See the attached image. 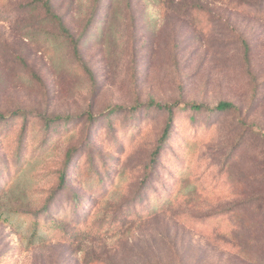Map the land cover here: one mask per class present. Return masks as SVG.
<instances>
[{"label": "rangeland", "instance_id": "374dc122", "mask_svg": "<svg viewBox=\"0 0 264 264\" xmlns=\"http://www.w3.org/2000/svg\"><path fill=\"white\" fill-rule=\"evenodd\" d=\"M255 1L52 0L75 39L93 14L79 60L39 0H0V264H264Z\"/></svg>", "mask_w": 264, "mask_h": 264}, {"label": "trees", "instance_id": "16d2710c", "mask_svg": "<svg viewBox=\"0 0 264 264\" xmlns=\"http://www.w3.org/2000/svg\"><path fill=\"white\" fill-rule=\"evenodd\" d=\"M40 2V9L44 12V14L52 21L54 22L58 28L62 31V33L70 39V41L72 42V45H73V50H74V53L75 55L77 56V58L80 60V53H79V48H78V43L80 42V39L82 38L83 34L86 33V31L88 30L90 24L93 22V14L87 19V22L85 24V27H84V30L82 31V33L80 34V36L75 39L72 34L69 32V29L67 28L66 24H65V21L63 19V17L58 14L54 8V4L52 2V0H39ZM253 6L255 7H258L260 8L259 12H262L263 9H262V6H264V0H257L255 2L252 3ZM95 7V6H94ZM243 46H244V50H245V54H247L249 52V45L247 44L246 40L243 39ZM86 69V68H85ZM88 70V69H87ZM90 72V71H89ZM147 106H151V107H156V108H159V109H163L164 111L167 112V122H166V125L163 129V132H162V135H161V141H164V139H166V137L168 136L169 134V126L171 124V121L173 120L174 118V110H173V107H174V104H169V103H160V102H156V101H149ZM189 106L191 107V109L193 110H196V111H200L202 109H205L207 111H229V110H232V109H235V106L233 103L229 102V101H219L216 105L212 106V107H207L201 103H190ZM1 116V115H0ZM4 118V117H3ZM67 119V117H60V116H56V117H53V118H47L46 119V124L50 123V122H53L55 120H58V119ZM160 150V144L155 148L154 152H153V156L151 158V163L155 162L156 160V155L158 154ZM71 157H72V152H69L67 154V157H66V165H68V163L71 161ZM66 169L67 167L65 166L63 168V171H61L59 173V176H58V190H64L65 188V182H66ZM149 197L150 195L147 197V200L149 202ZM160 201V197H157L153 202V204L151 202H149V204H152V206H149V210L146 212V214H149L151 215L150 213L153 212L154 214L156 213L155 209L158 207L159 210L161 208V203H159ZM264 201V200H263ZM260 208H262L261 210V213H259V224L260 225H263L264 226V203H260L259 205ZM48 208H44L42 209V211H47ZM139 215H142V214H138L137 212L136 213H132V217L134 218H131L132 220H137L139 218H141L142 216H139ZM217 215V213L215 214ZM215 215H211V217L215 216ZM148 216V215H147ZM127 218H130L127 216ZM233 225L230 227L231 229H236L237 227H235V225L239 222V220L237 219L236 216H233ZM85 219V218H84ZM53 220H47L46 222L48 224H53ZM87 221V219H86ZM85 221V222H86ZM84 223V221L82 222ZM85 224V223H84ZM40 222H39V219H35L34 220V229L35 230H38L41 228L40 226ZM212 234L213 236H215V238L213 240H215L216 242H218L219 244L221 245H225L226 247H230L234 250H236L237 252L239 253H243L245 254V256H250V255H246L248 253V251H246L242 245L240 243H237L235 241H230L227 237L228 235H231L233 237V232L232 230L230 231H224V230H218V231H215V230H212ZM234 238L236 239L237 237L234 236ZM232 239V238H231ZM249 254V253H248ZM106 264V263H105Z\"/></svg>", "mask_w": 264, "mask_h": 264}]
</instances>
